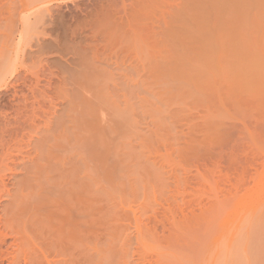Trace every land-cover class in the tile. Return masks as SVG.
Instances as JSON below:
<instances>
[{
    "label": "rangeland",
    "instance_id": "rangeland-1",
    "mask_svg": "<svg viewBox=\"0 0 264 264\" xmlns=\"http://www.w3.org/2000/svg\"><path fill=\"white\" fill-rule=\"evenodd\" d=\"M0 244L264 264V0H0Z\"/></svg>",
    "mask_w": 264,
    "mask_h": 264
},
{
    "label": "bare ground",
    "instance_id": "bare-ground-1",
    "mask_svg": "<svg viewBox=\"0 0 264 264\" xmlns=\"http://www.w3.org/2000/svg\"><path fill=\"white\" fill-rule=\"evenodd\" d=\"M220 44L222 45V43H220ZM221 45H220V47H222ZM218 46H219V45H218ZM218 46H217V49H218ZM221 49H222V48H220L219 51H220ZM3 236H4V235H3ZM1 244H2V243H1ZM1 244H0V245H1ZM40 250H41V248H40ZM64 250H65V249H64ZM39 252L43 253L42 251H39ZM90 252H91V251H90ZM1 253H3V252H2V250L0 249V254H1ZM41 255H44V254H41ZM90 255H91V254H90ZM0 256H1V255H0ZM43 257H44V256H43ZM0 258H1V260H0V264H1V261H2L3 259L7 258V256H5V257H0ZM12 258H13V257H12ZM13 259H14V258H13ZM13 259H12V260H13ZM3 261H4V260H3ZM6 261H8V260L6 259ZM2 263H3V262H2Z\"/></svg>",
    "mask_w": 264,
    "mask_h": 264
}]
</instances>
